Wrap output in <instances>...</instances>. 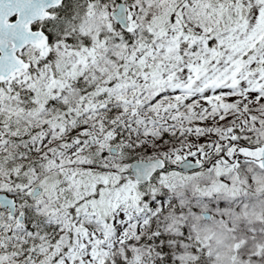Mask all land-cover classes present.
<instances>
[{
	"label": "snow or ice",
	"instance_id": "snow-or-ice-1",
	"mask_svg": "<svg viewBox=\"0 0 264 264\" xmlns=\"http://www.w3.org/2000/svg\"><path fill=\"white\" fill-rule=\"evenodd\" d=\"M0 264H264V0H0Z\"/></svg>",
	"mask_w": 264,
	"mask_h": 264
}]
</instances>
